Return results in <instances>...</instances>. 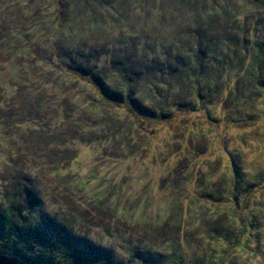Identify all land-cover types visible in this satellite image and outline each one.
<instances>
[{
	"label": "rangeland",
	"instance_id": "1",
	"mask_svg": "<svg viewBox=\"0 0 264 264\" xmlns=\"http://www.w3.org/2000/svg\"><path fill=\"white\" fill-rule=\"evenodd\" d=\"M11 226L32 264H264V0H0Z\"/></svg>",
	"mask_w": 264,
	"mask_h": 264
},
{
	"label": "water",
	"instance_id": "2",
	"mask_svg": "<svg viewBox=\"0 0 264 264\" xmlns=\"http://www.w3.org/2000/svg\"><path fill=\"white\" fill-rule=\"evenodd\" d=\"M39 264V261L37 262ZM0 264H32L17 258L16 256L0 251Z\"/></svg>",
	"mask_w": 264,
	"mask_h": 264
},
{
	"label": "trees",
	"instance_id": "3",
	"mask_svg": "<svg viewBox=\"0 0 264 264\" xmlns=\"http://www.w3.org/2000/svg\"><path fill=\"white\" fill-rule=\"evenodd\" d=\"M183 1H185V0H183ZM252 68H254V67H252ZM252 68H250V69H252ZM19 231L20 230H17L14 227L11 226L9 228H5V230H2V232L0 231V234H3L4 232L5 233L6 232H10V233H15L14 235H15L16 238H22V232H19ZM34 264H38L37 261H35Z\"/></svg>",
	"mask_w": 264,
	"mask_h": 264
}]
</instances>
